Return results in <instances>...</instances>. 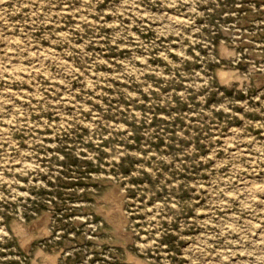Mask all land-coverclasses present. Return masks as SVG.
Masks as SVG:
<instances>
[{"label":"rangeland","instance_id":"374dc122","mask_svg":"<svg viewBox=\"0 0 264 264\" xmlns=\"http://www.w3.org/2000/svg\"><path fill=\"white\" fill-rule=\"evenodd\" d=\"M143 263L264 264V0H0V264Z\"/></svg>","mask_w":264,"mask_h":264},{"label":"bare ground","instance_id":"6f19581e","mask_svg":"<svg viewBox=\"0 0 264 264\" xmlns=\"http://www.w3.org/2000/svg\"><path fill=\"white\" fill-rule=\"evenodd\" d=\"M261 188V187H260ZM260 188H258V189H260ZM256 190V189H255ZM110 193V192H109ZM110 195V194H109ZM113 195V194H112ZM117 196V195H116ZM115 196V197H116ZM107 199V198H106ZM119 199V198H118ZM110 200V199H109ZM112 202V201H111ZM116 202V201H115ZM115 205H116V208L118 209V206H117V204L115 203ZM115 205H113V206H115ZM120 205V204H119ZM112 208V207H111ZM114 209H115V207H113ZM119 208H120V206H119ZM116 209V210H117ZM107 210V209H106ZM118 210H120V209H118ZM114 211V210H113ZM121 211V210H120ZM122 212V211H121ZM121 212H119V213H121ZM115 213V212H114ZM105 215H107V216H111V211H106V214ZM122 215H123V213H122ZM114 216V215H113ZM118 216V215H117ZM121 217V216H120ZM119 218V217H118ZM118 218H116L117 220H118ZM111 219H113V218H111ZM121 219V218H120ZM124 220V219H123ZM122 221V220H121ZM118 222V221H117ZM117 224H119V223H117ZM116 225V224H115ZM120 227V226H119ZM20 228V227H19ZM21 230V229H20ZM141 263V262H140ZM144 264V263H143Z\"/></svg>","mask_w":264,"mask_h":264}]
</instances>
